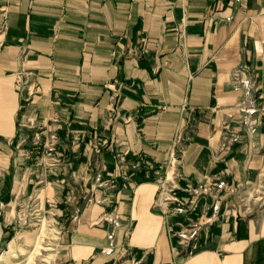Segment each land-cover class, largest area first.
Returning <instances> with one entry per match:
<instances>
[{
    "label": "crops",
    "instance_id": "1",
    "mask_svg": "<svg viewBox=\"0 0 264 264\" xmlns=\"http://www.w3.org/2000/svg\"><path fill=\"white\" fill-rule=\"evenodd\" d=\"M174 170L176 194L207 189L192 254L191 216L159 200ZM0 186V257L35 194L64 221L57 264L124 247L128 264H264V0H0Z\"/></svg>",
    "mask_w": 264,
    "mask_h": 264
},
{
    "label": "rangeland",
    "instance_id": "2",
    "mask_svg": "<svg viewBox=\"0 0 264 264\" xmlns=\"http://www.w3.org/2000/svg\"><path fill=\"white\" fill-rule=\"evenodd\" d=\"M80 80V79H79ZM76 100L86 102L87 100L90 101L92 97L87 95L86 99H84V94L80 92L74 96ZM99 100L95 101V105L100 107L101 103L98 102ZM118 92L116 89H113L112 93L109 95L108 98V106L105 108L103 112V117L101 119V124L99 125L97 131L94 132V135L89 142L90 149L99 154L105 145H108L109 141L105 138L102 130L108 126H111L113 120L118 117ZM104 123V127L102 124ZM51 142L48 145H54L57 143L58 135L51 136ZM81 144V143H80ZM177 144L175 145L176 148ZM179 185V184H178ZM180 186V185H179ZM177 186V187H179ZM181 187V186H180ZM177 191V189H176ZM179 191V190H178ZM185 192V191H184ZM1 186H0V214L3 212L5 205L1 203ZM160 196V195H159ZM188 197L187 194L179 195ZM15 205H16V223L14 224V230L12 233V238H14V245L16 249V254H9L5 255V257H0V264H57L58 254H59V245H60V233L61 228L64 224V221L60 220V217L56 214L55 209H52L53 203H50L51 206L44 207L43 210L38 201V197L35 194H32L26 201H23L21 197L15 198ZM176 204V203H175ZM199 208V207H198ZM197 208V209H198ZM175 211L182 214H188L191 216V225L187 226L184 229H181L178 233L179 239L181 243H184V239L182 234L187 232L188 229L192 228L195 223H198L196 219L193 218L192 213L194 211L184 212L179 211L177 209V205H175ZM62 217V216H61ZM43 227L50 229L52 235V253L51 257H47L48 259L43 260L44 255L40 256V259H35L34 249L36 243L38 241V235L41 233ZM59 230V231H58ZM59 235V238H58ZM177 235V234H176ZM199 241V237L197 235L189 239V243L195 245ZM186 243V242H185ZM9 247H6L4 253ZM129 249L124 247L119 256L117 257V262H113L111 264H128L127 262V253ZM3 253V254H4ZM46 254V252H44Z\"/></svg>",
    "mask_w": 264,
    "mask_h": 264
},
{
    "label": "built area",
    "instance_id": "3",
    "mask_svg": "<svg viewBox=\"0 0 264 264\" xmlns=\"http://www.w3.org/2000/svg\"><path fill=\"white\" fill-rule=\"evenodd\" d=\"M233 143L232 137H227L221 144L220 148L228 150L231 148V145ZM178 176V171L174 170L171 175H168L166 179L162 182V189L159 196L160 203L162 205H168L169 203H176L177 209L179 211L184 212H191L196 210L201 202L203 192H206V188L203 189H197L192 185H189L187 188L184 189L185 193L188 197L179 196L175 193L178 185L175 182V179ZM219 189H227L230 191H234V189L231 187L230 184L227 183L226 180L220 179L218 182ZM201 229V225L199 223H195L194 226L187 230V232H184L182 234V237L185 238L184 242L187 244L189 243V239L192 237H195L197 235V232ZM193 247L189 250V254L193 253Z\"/></svg>",
    "mask_w": 264,
    "mask_h": 264
},
{
    "label": "bare ground",
    "instance_id": "4",
    "mask_svg": "<svg viewBox=\"0 0 264 264\" xmlns=\"http://www.w3.org/2000/svg\"><path fill=\"white\" fill-rule=\"evenodd\" d=\"M52 235L53 234L50 232V229L43 227L41 233L38 236V241L34 249L33 254H35V259H40V256L44 255L43 260H45L48 259L47 257H51V255H53L51 246ZM44 252H46V254H44Z\"/></svg>",
    "mask_w": 264,
    "mask_h": 264
}]
</instances>
